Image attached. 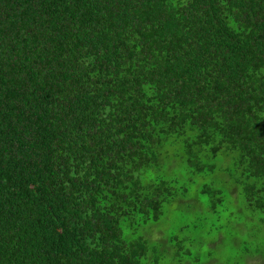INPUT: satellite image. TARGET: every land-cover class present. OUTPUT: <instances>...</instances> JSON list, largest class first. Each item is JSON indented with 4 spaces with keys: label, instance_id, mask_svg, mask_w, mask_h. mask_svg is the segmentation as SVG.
Returning a JSON list of instances; mask_svg holds the SVG:
<instances>
[{
    "label": "trees",
    "instance_id": "1",
    "mask_svg": "<svg viewBox=\"0 0 264 264\" xmlns=\"http://www.w3.org/2000/svg\"><path fill=\"white\" fill-rule=\"evenodd\" d=\"M183 203L264 261V0H0V264H159Z\"/></svg>",
    "mask_w": 264,
    "mask_h": 264
},
{
    "label": "rangeland",
    "instance_id": "2",
    "mask_svg": "<svg viewBox=\"0 0 264 264\" xmlns=\"http://www.w3.org/2000/svg\"><path fill=\"white\" fill-rule=\"evenodd\" d=\"M222 164V163H220ZM199 187L194 188L191 197L197 196ZM229 212L224 215L219 222L218 227L225 228L224 235L236 233L240 234V240H249L247 232H241L237 226L229 225V220L245 217L241 213L239 205L228 204ZM168 218L158 227L157 230H163L167 236H175L178 241L186 242L184 250L173 248L170 253L165 254L162 248L157 246V254L161 257L159 264H256L249 263L247 257L243 255L241 245L235 243L232 238H225L228 235H221L212 229L214 222L209 219L204 209L198 204H180L168 212ZM208 218V219H206ZM206 219V220H205ZM195 226H198L195 228ZM147 237L156 239L160 233L156 230L146 233ZM261 243H259L260 245ZM264 251V249H263ZM190 253L185 256L184 253ZM211 254L213 255L212 258ZM264 264V261H256Z\"/></svg>",
    "mask_w": 264,
    "mask_h": 264
}]
</instances>
